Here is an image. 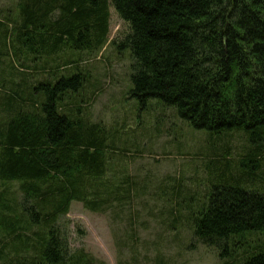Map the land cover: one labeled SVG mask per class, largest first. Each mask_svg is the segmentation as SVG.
Masks as SVG:
<instances>
[{"label": "trees", "instance_id": "trees-1", "mask_svg": "<svg viewBox=\"0 0 264 264\" xmlns=\"http://www.w3.org/2000/svg\"><path fill=\"white\" fill-rule=\"evenodd\" d=\"M110 3L132 29L121 47L134 62L132 100L174 108L212 140L245 137L246 154L226 151L208 164V204L192 215V229L228 263L264 264V0H20L15 16L5 13V67L16 69L24 55L39 65L29 78L44 76L42 65L56 68L48 81L33 86L24 77L22 91L12 89L0 126V179L20 184L25 196L20 207L0 204L8 214L0 236L10 239L0 264H93L83 250L70 255L59 220L74 202L105 212L131 198L129 178L115 182L108 173L115 138L85 117L79 99L88 84L79 52L105 48Z\"/></svg>", "mask_w": 264, "mask_h": 264}, {"label": "rangeland", "instance_id": "rangeland-1", "mask_svg": "<svg viewBox=\"0 0 264 264\" xmlns=\"http://www.w3.org/2000/svg\"><path fill=\"white\" fill-rule=\"evenodd\" d=\"M19 5L20 0H0V19L15 16ZM131 35L130 24L110 3L105 48L93 55L79 52L82 58L78 66L88 80L86 91L79 96L86 103L84 115L91 123L105 126L115 138L119 150L109 155L108 173L115 182L121 175L129 178L131 198H125L124 207L116 203L105 212H91L83 203L74 202L68 215L59 220V230L66 233L70 255L83 250L93 264H231L221 259L217 247L205 245L194 236L192 215L201 213L208 204L212 177L208 164L226 151L239 158L246 154L248 143L241 133L212 140L206 132L195 131L182 121L174 108L157 100L143 107L132 100L129 92L134 62L129 49H121ZM6 56L0 54V126L8 118L12 89L22 91L26 77L33 86L42 79L48 81L52 68H56L54 63H44L37 69L44 76L29 78L34 74L30 68L35 70L39 65H30L22 55L14 62L16 69L6 68L11 64ZM70 56L62 55L60 63ZM62 70L72 71L66 74L69 77L75 73L74 68ZM24 113L33 114L31 110ZM1 202L17 207L25 203L20 184L0 179ZM9 241V237L0 236L3 256L9 254Z\"/></svg>", "mask_w": 264, "mask_h": 264}]
</instances>
